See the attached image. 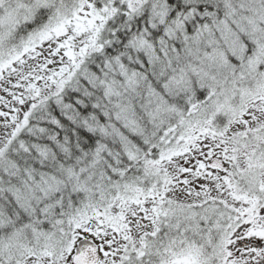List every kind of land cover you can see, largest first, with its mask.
I'll return each instance as SVG.
<instances>
[{
  "label": "snow or ice",
  "instance_id": "obj_1",
  "mask_svg": "<svg viewBox=\"0 0 264 264\" xmlns=\"http://www.w3.org/2000/svg\"><path fill=\"white\" fill-rule=\"evenodd\" d=\"M0 264H264V0H0Z\"/></svg>",
  "mask_w": 264,
  "mask_h": 264
}]
</instances>
